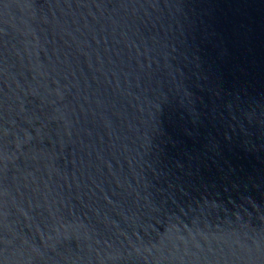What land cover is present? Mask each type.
<instances>
[{"label": "water", "instance_id": "95a60500", "mask_svg": "<svg viewBox=\"0 0 264 264\" xmlns=\"http://www.w3.org/2000/svg\"><path fill=\"white\" fill-rule=\"evenodd\" d=\"M0 264H264V0H0Z\"/></svg>", "mask_w": 264, "mask_h": 264}]
</instances>
